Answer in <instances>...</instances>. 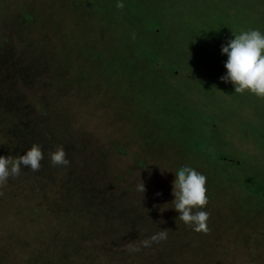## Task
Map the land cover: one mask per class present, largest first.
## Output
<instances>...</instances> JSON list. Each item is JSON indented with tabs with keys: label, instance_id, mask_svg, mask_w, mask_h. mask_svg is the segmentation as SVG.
<instances>
[{
	"label": "rangeland",
	"instance_id": "374dc122",
	"mask_svg": "<svg viewBox=\"0 0 264 264\" xmlns=\"http://www.w3.org/2000/svg\"><path fill=\"white\" fill-rule=\"evenodd\" d=\"M119 2L0 0V156L44 153L0 186V264H264V200L245 188L264 186V98L222 81L194 31L264 34V0ZM184 166L207 177L206 234L177 221Z\"/></svg>",
	"mask_w": 264,
	"mask_h": 264
},
{
	"label": "clouds",
	"instance_id": "9594fccd",
	"mask_svg": "<svg viewBox=\"0 0 264 264\" xmlns=\"http://www.w3.org/2000/svg\"><path fill=\"white\" fill-rule=\"evenodd\" d=\"M118 9H123V2L116 4ZM227 44L222 45V53L228 59L225 63L227 74L220 79L226 83L230 82L235 87V93L242 94L246 90L260 98H264V34L259 30L244 31L235 34ZM63 146L57 147L50 153L53 166H69L70 160L66 158ZM44 159L42 148L33 144L25 154L13 159L11 156H0V186L7 183L9 177L20 174L21 166L39 171L41 161ZM173 182V194L175 200L172 202L176 211L179 212L177 221L186 225L194 226L197 233L209 231L208 220L210 213L194 209H202L208 204L206 182L207 177L192 167L184 166L175 173ZM139 192L146 191L144 182L137 186ZM156 195H161L157 193ZM167 239V232L161 231L149 239L141 241L142 246L150 247L152 243H159ZM139 251V248L130 249Z\"/></svg>",
	"mask_w": 264,
	"mask_h": 264
},
{
	"label": "trees",
	"instance_id": "16d2710c",
	"mask_svg": "<svg viewBox=\"0 0 264 264\" xmlns=\"http://www.w3.org/2000/svg\"><path fill=\"white\" fill-rule=\"evenodd\" d=\"M194 31L200 32L202 38L211 46V48L216 52V54H218L225 60L228 59L227 55L222 53V45L227 44V42L230 39H234V38L230 34L228 30V26L226 25V23L223 21L222 18L216 19V25L213 31H208V30L200 31L198 29L197 30L195 29ZM262 140L264 142V137H262ZM192 145L196 148L197 151L199 150L200 143L195 142ZM219 159L230 162L229 158L224 155H220ZM245 188L260 195L264 200V186L259 181L255 180L252 177H249L245 181Z\"/></svg>",
	"mask_w": 264,
	"mask_h": 264
}]
</instances>
